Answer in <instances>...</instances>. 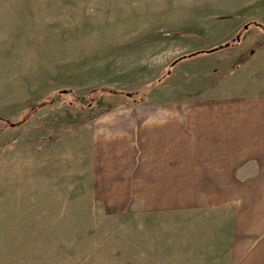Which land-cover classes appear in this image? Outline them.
Returning <instances> with one entry per match:
<instances>
[{
  "label": "rangeland",
  "instance_id": "obj_1",
  "mask_svg": "<svg viewBox=\"0 0 264 264\" xmlns=\"http://www.w3.org/2000/svg\"><path fill=\"white\" fill-rule=\"evenodd\" d=\"M243 93L264 94V0H0V264H133L164 213L99 192L108 130Z\"/></svg>",
  "mask_w": 264,
  "mask_h": 264
},
{
  "label": "crops",
  "instance_id": "obj_2",
  "mask_svg": "<svg viewBox=\"0 0 264 264\" xmlns=\"http://www.w3.org/2000/svg\"><path fill=\"white\" fill-rule=\"evenodd\" d=\"M135 111L96 160L117 172L100 193L137 195L139 219L164 213L138 223L133 264H264V94Z\"/></svg>",
  "mask_w": 264,
  "mask_h": 264
},
{
  "label": "trees",
  "instance_id": "obj_3",
  "mask_svg": "<svg viewBox=\"0 0 264 264\" xmlns=\"http://www.w3.org/2000/svg\"><path fill=\"white\" fill-rule=\"evenodd\" d=\"M240 36H238L237 39H239ZM237 41V40H236ZM236 41H233V42H226L224 45H220L218 47H215V48H211V49H208V50H198L196 52H192L188 55H183L181 57H179L178 59H175L171 66H174L178 61H181V60H184V59H187V58H190V57H193L195 55H198V54H201V53H208V52H213L215 50H218V49H221L223 47H227V46H231V45H234ZM129 96H132V93H128Z\"/></svg>",
  "mask_w": 264,
  "mask_h": 264
}]
</instances>
